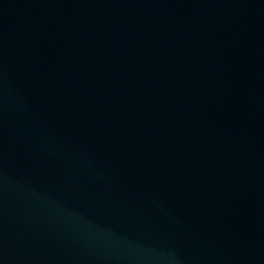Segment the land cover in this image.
<instances>
[{"label":"water","instance_id":"1","mask_svg":"<svg viewBox=\"0 0 264 264\" xmlns=\"http://www.w3.org/2000/svg\"><path fill=\"white\" fill-rule=\"evenodd\" d=\"M0 264H264V0H0Z\"/></svg>","mask_w":264,"mask_h":264}]
</instances>
